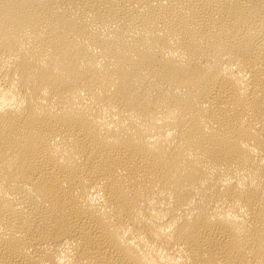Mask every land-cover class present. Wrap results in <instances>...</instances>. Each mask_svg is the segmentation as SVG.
<instances>
[{
    "label": "bare ground",
    "instance_id": "obj_1",
    "mask_svg": "<svg viewBox=\"0 0 264 264\" xmlns=\"http://www.w3.org/2000/svg\"><path fill=\"white\" fill-rule=\"evenodd\" d=\"M0 264H264V0H0Z\"/></svg>",
    "mask_w": 264,
    "mask_h": 264
}]
</instances>
